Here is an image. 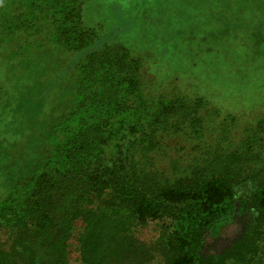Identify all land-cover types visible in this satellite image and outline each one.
Wrapping results in <instances>:
<instances>
[{"label":"trees","instance_id":"16d2710c","mask_svg":"<svg viewBox=\"0 0 264 264\" xmlns=\"http://www.w3.org/2000/svg\"><path fill=\"white\" fill-rule=\"evenodd\" d=\"M87 1L0 0L9 30L48 31L83 57L49 155L0 193V264H69L75 237L83 264H142L152 249L134 228L164 218L170 232L153 250L165 264H264V118L248 124L201 97L151 92L142 58L93 48ZM29 10H47L52 26L33 27ZM233 224L243 231L231 236Z\"/></svg>","mask_w":264,"mask_h":264},{"label":"rangeland","instance_id":"374dc122","mask_svg":"<svg viewBox=\"0 0 264 264\" xmlns=\"http://www.w3.org/2000/svg\"><path fill=\"white\" fill-rule=\"evenodd\" d=\"M43 11L46 18L29 10L33 27L52 26ZM9 20L0 15V193L30 178L49 155L83 58L63 52L48 31L26 39L9 30ZM83 20L97 32L94 49L120 44L142 58L151 92L201 97L248 124L264 118V0H88ZM163 231L170 232L167 218L134 228L152 249L142 264H165L163 250H153ZM242 231L233 224L230 235ZM69 251V264H83L77 237Z\"/></svg>","mask_w":264,"mask_h":264}]
</instances>
